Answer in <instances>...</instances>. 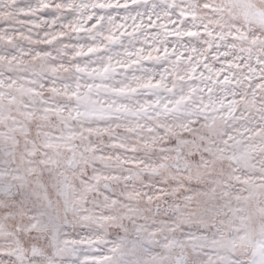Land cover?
<instances>
[{
    "label": "snow or ice",
    "instance_id": "snow-or-ice-1",
    "mask_svg": "<svg viewBox=\"0 0 264 264\" xmlns=\"http://www.w3.org/2000/svg\"><path fill=\"white\" fill-rule=\"evenodd\" d=\"M0 264H264V0H0Z\"/></svg>",
    "mask_w": 264,
    "mask_h": 264
}]
</instances>
